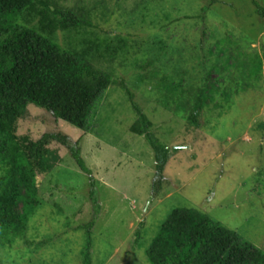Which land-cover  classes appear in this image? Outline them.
<instances>
[{
  "label": "rangeland",
  "instance_id": "1",
  "mask_svg": "<svg viewBox=\"0 0 264 264\" xmlns=\"http://www.w3.org/2000/svg\"><path fill=\"white\" fill-rule=\"evenodd\" d=\"M48 1L91 22L53 39L86 54L113 83L90 133L28 105L19 133L78 141L94 181L52 142L56 161L39 175L44 203L26 233L0 248V264H151L146 250L177 207L207 214L264 251V18L256 10L264 0ZM89 40L106 41L97 51ZM134 102L170 150L160 186L150 143L131 131Z\"/></svg>",
  "mask_w": 264,
  "mask_h": 264
},
{
  "label": "trees",
  "instance_id": "2",
  "mask_svg": "<svg viewBox=\"0 0 264 264\" xmlns=\"http://www.w3.org/2000/svg\"><path fill=\"white\" fill-rule=\"evenodd\" d=\"M256 10H261L264 18V8ZM24 13L30 17L26 22ZM86 27L92 24L85 16L59 9L48 0H0V248L26 233L33 209L44 203L39 175L56 161L49 147L52 142L66 146L80 169L94 181L78 141L71 142L61 132H46L34 139L18 130L29 106L36 105L90 133L97 104L113 79L86 54L62 48L53 39L58 31L79 33ZM162 31L173 38L172 26L163 25ZM89 41L91 48L100 51L106 40ZM262 55L264 59V47ZM168 87L175 90L174 85ZM202 104L200 96L192 117L197 126V110ZM133 107L138 120L131 131L144 135L150 143L158 173L155 184L160 186L170 150L153 135L151 121L138 104L134 102ZM95 196L91 185L90 198L98 213ZM20 204L22 213L18 211ZM93 224L91 221L86 226L92 228ZM146 253L151 264H264L263 250L207 214L188 207L171 211Z\"/></svg>",
  "mask_w": 264,
  "mask_h": 264
},
{
  "label": "crops",
  "instance_id": "3",
  "mask_svg": "<svg viewBox=\"0 0 264 264\" xmlns=\"http://www.w3.org/2000/svg\"><path fill=\"white\" fill-rule=\"evenodd\" d=\"M263 70H264V65L262 66V72H263ZM240 74H241V72H240ZM264 74V73H263ZM252 76H253V74H251ZM255 77V76H254ZM201 96H202V94H201Z\"/></svg>",
  "mask_w": 264,
  "mask_h": 264
}]
</instances>
